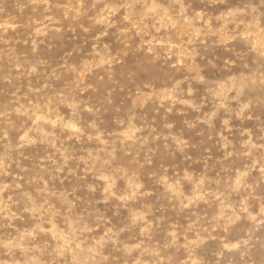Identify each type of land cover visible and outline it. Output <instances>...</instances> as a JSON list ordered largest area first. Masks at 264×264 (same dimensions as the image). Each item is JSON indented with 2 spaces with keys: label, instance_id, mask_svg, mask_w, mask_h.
<instances>
[{
  "label": "rangeland",
  "instance_id": "rangeland-1",
  "mask_svg": "<svg viewBox=\"0 0 264 264\" xmlns=\"http://www.w3.org/2000/svg\"><path fill=\"white\" fill-rule=\"evenodd\" d=\"M0 264H264V0H0Z\"/></svg>",
  "mask_w": 264,
  "mask_h": 264
}]
</instances>
